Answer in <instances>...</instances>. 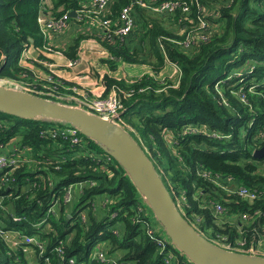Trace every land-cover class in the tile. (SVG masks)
<instances>
[{"label":"trees","instance_id":"1","mask_svg":"<svg viewBox=\"0 0 264 264\" xmlns=\"http://www.w3.org/2000/svg\"><path fill=\"white\" fill-rule=\"evenodd\" d=\"M46 1L47 12L51 15L76 11L84 6V0ZM137 1L113 0L108 17L115 20L124 7L133 5L138 16L144 18L146 8L139 6ZM180 1L190 3L191 12L185 15L181 8L173 14H162L170 21L167 26L162 20L149 16L141 28L125 37L107 36L105 31L98 29L103 32L102 43L113 57L128 63H152L157 71L168 59L181 67L177 81H159L150 75L134 81L106 76L107 88L117 86L127 93L132 91L130 96L120 93L124 106L122 114L139 136L131 134L139 142L142 139L152 149V154L163 160L161 164H165L170 186L180 198L185 215L192 220L200 217L199 228L210 238L226 236L236 244L240 232L245 234L248 243L253 242L264 227V156H253L254 150L264 145L257 138L264 128V0H234L229 6H217L215 0V7L222 16L209 24L210 39L188 48L170 39H183L185 23L208 17L199 18L200 11L192 0ZM40 2L0 0V55L8 56L3 76L19 80L25 71L20 65L24 48L43 46L45 41L38 24ZM182 17L187 21L181 20ZM136 34L139 37H135ZM118 60L109 59L108 62L115 67ZM241 70H250L242 83L247 91L239 88L237 73ZM21 80L30 84V81ZM223 80L217 89L215 84ZM33 84H41L39 88L48 85L43 81ZM60 84L64 89L65 83L61 81ZM251 85H256L254 91H248ZM235 93L246 94V98ZM0 121V145L14 143L23 157L31 159L16 171L17 181L4 192V208L0 206V222L4 228L27 232L43 245L42 252L35 244L27 246L30 252H19L24 264H30L26 259L28 253L39 263L45 256L47 263L40 264H59L56 253L59 245L64 255L62 264H70L71 258H76L77 264L82 261L89 264H112L114 261L167 264L165 252H159L155 236L145 230L150 222H159L152 217L148 203L111 154L110 164L99 163L90 152L105 151L93 140L80 133L83 139L80 146L64 138L61 132L54 136L51 128L60 127L62 123L71 126L58 120L21 118L0 111ZM186 123L206 126L208 131H216L222 138L188 135L178 144L166 137V127L177 134ZM42 130L48 134L42 135ZM169 147L170 158L165 159L163 150ZM51 160L59 162L51 163ZM229 176L238 185L256 190V201L229 194L215 183L216 179L226 182ZM80 181H85L87 186L79 196L78 205H71L72 218L66 211L69 206L62 204L51 213L53 194L60 197L66 185ZM99 197H109V204L103 207ZM215 203L226 208L229 218L256 210H261L262 216L255 221L250 219L252 223L243 226L235 221L232 225L219 226L211 209ZM140 204L147 208V213L138 209ZM84 209V219L81 215L79 220L87 221L82 223L77 214ZM113 211H118L115 218H111ZM14 216L22 220L14 221ZM98 241H101L100 249L105 252L107 261L91 260ZM10 252L0 238V264H14ZM2 253L6 255L4 262ZM39 255L42 257H37ZM180 256L172 264H193Z\"/></svg>","mask_w":264,"mask_h":264},{"label":"built area","instance_id":"2","mask_svg":"<svg viewBox=\"0 0 264 264\" xmlns=\"http://www.w3.org/2000/svg\"><path fill=\"white\" fill-rule=\"evenodd\" d=\"M112 1L113 0H91L90 6L89 5L82 6L76 10L77 20L79 22L84 21V20H90L94 22V24L96 25V28L104 30L105 35L107 36H112L113 34L118 35L120 37L128 36L136 26V18L133 14L134 6L128 5L124 7L120 13L119 18L114 20L113 18L108 17V9ZM216 1L218 2L217 6H229L234 0H216ZM46 2H47L46 0H41L40 13L38 15L39 28L44 37V41H45L43 46L40 47V49L41 50H53V48L48 43V37L52 33H56V32L67 29L72 20V17L69 15V12H65L61 15H49V13L47 12ZM192 2H195L196 5L198 6V9L200 11L198 15L199 18L208 17V19H198V20L194 19L191 22L188 21L189 24L185 23L184 24L185 29L182 31V32H186V33H183L185 34L184 38L180 40L170 39L174 43L184 46L186 48L194 47L201 42H205L209 40L210 39L209 30H208L209 24L212 22L213 19L215 20L216 18L222 16L221 11H219L215 7L216 6L215 0H192ZM136 3L141 7H144L148 10H151L159 14H173L178 9H181V8L184 10L185 15L191 12L190 3L186 1H180V0H163L157 4L150 3L146 0H138ZM181 20H186V18L182 17ZM161 44H162V40H161ZM29 47L30 46L27 45L23 50L22 56H25V58L27 57L26 52ZM22 61L23 60H20V63H22ZM44 63L47 66H49V69L51 71H53V64L51 62L45 61ZM7 64H8L7 54L5 53L1 54L0 55V85L29 91L34 94H38L39 96H42V95L48 96L51 98V100H57L60 102H64V101L59 100L58 98H61V99L66 98L63 96V94H65L66 91L62 89V87L60 86L61 82L53 76L54 72L49 73L50 75L47 79L50 83H52V86H50V90H49L45 85H43L42 88H39L38 85H41V84H33V83L26 84L23 81H19V80L10 78V77L3 76L2 72L6 68ZM176 66H178V68L180 69L179 74H181L182 73L181 67L178 64H176ZM249 71L241 70L240 71L241 73H237L240 78L238 83H241L239 87L241 88V91H247L245 89V86L242 83L246 79L247 72ZM221 82H224V81L217 82L215 85H219V86H215V87L222 86ZM113 87H114L113 91L107 96H103L102 94L90 96V94L86 92L80 93L75 88L73 89L69 88V89H72L74 93L68 96V100L70 102H76L78 106L83 107L92 113H96L105 119H112L116 123L120 124L126 130L136 134V130L130 124L126 122V119L122 114L124 106H123L122 98L120 95V93L122 92L124 96H130L132 94V91L131 93H127L126 90L123 91L121 88H118L117 86H113ZM255 88H256V85H251L248 91H254ZM237 94H239L243 99L246 98V94H242V95L240 93H237ZM0 122L2 123V121ZM64 124H69V123L64 122ZM263 129H261L257 135V138L261 139V142H264V131H262ZM51 131L54 136L57 135L58 132H61L64 138L70 139L73 144H77L80 146L83 144V139L82 137H80L81 131L79 130V128L73 125L64 126L62 123V126L60 127L51 128ZM177 132H178L177 134H173L170 128H168V130H166L165 128L166 137L172 142L178 143V144H180L181 140L188 135L207 136V137H212V138L222 137L216 131L210 132L206 129V126L202 127L201 124H194V123H186ZM41 134L47 135L48 133L42 130ZM260 148H262V146L254 150V153H253L254 157H257L255 156V153H256V150ZM0 151H2L0 152V206L4 208L3 206V199L5 197L4 192L6 190H10L15 185L17 181V177L15 175L16 171L19 168H21L23 165H25L26 163L31 161V159L23 157L22 151H20L18 148V145L14 143L1 144ZM90 156L96 159L99 163L105 162L107 164H110L113 161L111 155L107 153L106 151L104 153L90 152ZM50 162L55 163L59 161L51 160ZM102 167H104V165H102ZM205 175H207V173H205ZM215 183L221 186L229 194H235V195L238 194L244 198L253 200L252 202H255L258 197L256 190H251L242 185H238L237 182L233 181L230 176L228 178V181L226 182L216 179ZM86 186H87V183L85 181H80V182L71 183L69 185H66L64 187V193L60 197H57L56 196L57 194L54 193L53 195L55 196V198L53 199V207L49 211L51 213H55L56 207L60 208L61 204L65 206H69L68 208H66V211L68 210L69 217L72 218L73 214L71 213L72 211L71 205L78 201L79 196H82L84 194V188ZM73 192H77L78 196L73 197L72 195ZM175 196H176V202L178 203L180 210L185 214L180 198L177 196L176 193H175ZM109 200H110L109 197L103 198V201L106 203V205L109 204L108 202ZM102 203L103 202H101V204ZM138 209L143 213H147L148 211L147 208L143 207L142 204L138 205ZM211 209L215 213L217 224L219 226L222 225L223 227H225L224 224L232 225L233 221H235L236 223L241 222L240 226H243L244 223H248V224L252 223L250 219H253L255 221V220H258L262 216V213H260L261 210H256L254 213H251V214L249 213L243 216L237 215V216H233L232 218H229L226 215V212H227L226 208L220 203L213 204L211 206ZM85 210L86 209L78 212L77 214L78 220H79V216L81 215L83 216V219H84ZM117 215H118V211H113L111 213V218H115ZM187 218L199 230V232H201L204 236H206L208 239H210L214 243L223 246V244H220L218 242L229 240V238L226 236H223V238L218 236L217 239L208 237L199 228V223L201 222L200 217H197L195 220H192L191 218H189V216ZM13 220L21 221L22 217L14 216ZM46 220L47 219H45L44 222H46ZM79 221L84 223L87 220L86 221L79 220ZM149 225H150L149 229H148V226L145 229L146 233L152 236H155L156 244L159 249V252L160 253L165 252L164 258H165L166 263L172 264L174 261L179 259L180 254L177 252V247L175 246L173 241L170 239V237L167 235L163 227L159 223H153V222H150ZM37 226L39 227L40 224ZM47 226H48V223H47ZM262 230H263L262 232L260 231V236L257 235L256 239L253 242H249V243L245 239L244 233L239 234V237L237 238L236 243H237V246L240 247L241 252L245 253V251L247 250H251V251L256 250L257 252H260V251L264 252V227L262 228ZM115 233H118V231L116 230ZM0 238L5 243L6 247L10 249L11 252L9 254L14 264H24L23 260L20 257L19 252H30L31 249H29L27 246L35 244L39 248H41V252L43 249L42 243L39 240H37L33 235H30L29 233L27 234V232L26 233L21 232L20 230H16L13 228H4V225L1 224V222H0ZM100 242L101 241H98L96 243L98 245L94 247V253L91 256V260L107 261L108 259L106 257L105 252L100 249V246H101ZM60 247L61 245L56 247V253L60 260L58 263L62 264L61 261H64V255ZM29 254L30 253L27 254L26 259H29V256H28ZM37 257L41 258L42 255H39ZM29 262L30 264H40L41 262L47 263L45 256H44V260L40 261V263L37 261L36 257L34 256L32 257V260ZM69 263L77 264L76 258H71L69 260ZM79 264H89V263L82 261ZM112 264H122V263H117L114 261Z\"/></svg>","mask_w":264,"mask_h":264},{"label":"water","instance_id":"3","mask_svg":"<svg viewBox=\"0 0 264 264\" xmlns=\"http://www.w3.org/2000/svg\"><path fill=\"white\" fill-rule=\"evenodd\" d=\"M69 15L75 17L76 11ZM0 111L21 118H44L69 123L111 154L146 199L156 220L175 246L193 264H264V257L230 250L204 236L180 210L154 161L143 145L112 119L83 107L51 100L29 91L0 85ZM264 155V146L255 156Z\"/></svg>","mask_w":264,"mask_h":264},{"label":"crops","instance_id":"4","mask_svg":"<svg viewBox=\"0 0 264 264\" xmlns=\"http://www.w3.org/2000/svg\"><path fill=\"white\" fill-rule=\"evenodd\" d=\"M146 1L152 2V0ZM82 3L84 6H90L91 0H84ZM145 12H147L144 13L146 18H140L134 7L135 30L141 28L151 14L165 17L147 9ZM102 34V30L99 31L94 22L90 20L79 22L76 17H72L67 29L52 33L48 37V43L53 50H41L35 45L28 48L27 57L22 56L20 59L23 60L20 65L25 71L20 74L19 80L24 79L30 83L43 81L52 86L47 79L49 72H54L55 78L65 83L66 93H74L72 89L75 88L78 92H86L90 96L97 94L107 96L114 87L107 88L106 76L127 81H134L146 75L153 76L159 81L170 79L176 82L179 78L178 66H174L176 64L168 59L164 60L163 66L158 71L154 69L152 63H128L122 59L118 60L102 43ZM135 37H139V34ZM152 58L156 61L153 56ZM109 59L118 60L117 66L112 67L108 62ZM45 61L53 64V71L44 63ZM173 69L174 74H171Z\"/></svg>","mask_w":264,"mask_h":264},{"label":"rangeland","instance_id":"5","mask_svg":"<svg viewBox=\"0 0 264 264\" xmlns=\"http://www.w3.org/2000/svg\"><path fill=\"white\" fill-rule=\"evenodd\" d=\"M151 18H156V19H160V20H162L166 25H168V23H170V21H169V19L168 18H166V17H162V16H158V15H156V14H151ZM174 66H176V65H174ZM177 72L179 73L180 72V69L178 68L177 69ZM238 73H241V72H238ZM171 74H174V69L172 70V73ZM230 77L231 76H229L228 78L230 79ZM226 80H228L227 78H226ZM49 90H50V86H48V85H45ZM44 86V87H45ZM215 86H219V85H215ZM217 89H219V87H216ZM82 93H85V92H82ZM70 94H72V93H66L65 92V94H63V96L64 97H66V98H63V99H61V98H58L59 100H61V101H64L66 104H68V105H75V106H78V104L76 103V102H70L69 100H68V96L70 95ZM237 96H238V94L237 93H235ZM218 98V97H217ZM55 101H57V100H55ZM58 102H60V101H58ZM64 102H61V103H64ZM218 103H223V102H218ZM51 120V119H50ZM166 130H168V127H166ZM134 134V133H133ZM134 135H137V136H139V134L136 132V134H134ZM222 138V137H221ZM140 139V138H139ZM140 141L142 142H140L142 145H143V147L145 148H147V152H148V154H149V156L151 157V159L154 161V163H155V165H156V167H157V169H158V171H159V173L161 174V176H162V178H163V180H164V182H165V184H166V186L169 188V190H170V192H171V194H172V196H173V198L175 199V201H176V196H175V191H174V188H172V186H170V183H169V178H170V175L169 174H166V171H165V164H161V162H163V160L162 159H160V158H158L155 154H152V149L142 140V139H140ZM150 151H149V150ZM170 152H171V148L169 147L168 149H164L163 150V157L165 158V159H168V158H170ZM72 195H73V197H76V196H78V193L77 192H73L72 193ZM141 195V194H140ZM142 196V195H141ZM100 199H99V201H100V204H101V202H103L101 205L103 206V207H106V203L103 201V198L102 197H99ZM142 198L144 199V201H146V199L142 196ZM146 203H147V201H146ZM78 205V202H75L74 204H72V206L73 207H76ZM154 216V214L152 215V217ZM153 223H156L155 221H152ZM73 224H74V222H73ZM148 226V229H149V224H147L146 225V227ZM67 229V228H66ZM70 233V232H69ZM238 235H239V233H238ZM216 242H218V241H216ZM218 243H220V244H223V247H225V248H227V249H230V250H235V251H240L241 252V249H240V247H238L237 246V243L236 244H233V243H231L229 240H226V241H223V242H218ZM245 253H249V254H253V255H258V256H264V252H257L256 250H254V251H251V250H247V251H245ZM180 255H182L183 257H184V259L185 260H189V258L187 257V255L185 254V253H183L182 251L180 252ZM29 259H28V261H31L32 260V257H33V255L30 253L29 255ZM181 257V256H180ZM1 258H2V262H4V261H6V255L5 254H1ZM190 261V260H189ZM185 262V261H184ZM187 264H189V263H187Z\"/></svg>","mask_w":264,"mask_h":264},{"label":"clouds","instance_id":"6","mask_svg":"<svg viewBox=\"0 0 264 264\" xmlns=\"http://www.w3.org/2000/svg\"><path fill=\"white\" fill-rule=\"evenodd\" d=\"M41 3V2H40ZM47 6V5H46ZM72 17V16H71ZM76 17V16H75ZM172 62V61H171ZM224 81V80H223ZM226 81H228V80H225V82ZM221 84H223V83H221ZM130 132V131H129ZM131 133V132H130ZM161 225V224H160ZM162 226V225H161ZM166 232V231H165ZM177 250L179 251V252H181L178 248H177Z\"/></svg>","mask_w":264,"mask_h":264}]
</instances>
